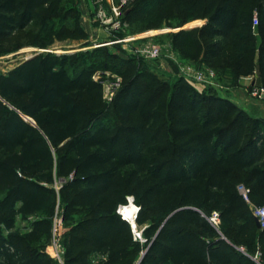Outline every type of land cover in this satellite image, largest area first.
Instances as JSON below:
<instances>
[{
    "label": "trees",
    "instance_id": "1",
    "mask_svg": "<svg viewBox=\"0 0 264 264\" xmlns=\"http://www.w3.org/2000/svg\"><path fill=\"white\" fill-rule=\"evenodd\" d=\"M61 1L0 0V55L17 32L44 29ZM162 11L184 24L206 20L186 33L203 64L236 80L257 72L264 87V0H175ZM140 61L107 56L104 72L124 66L110 105L83 55L39 53L0 75V264H58L40 247L53 240L57 211L72 224L60 242L64 264H128L145 251L140 264H244L245 244H257L264 264V228L250 205L264 206V122L184 80L165 106L170 84L148 79ZM130 197L137 230L149 224L145 243L118 213ZM18 218H33L29 231L15 230Z\"/></svg>",
    "mask_w": 264,
    "mask_h": 264
},
{
    "label": "rangeland",
    "instance_id": "2",
    "mask_svg": "<svg viewBox=\"0 0 264 264\" xmlns=\"http://www.w3.org/2000/svg\"><path fill=\"white\" fill-rule=\"evenodd\" d=\"M96 1L97 0H62L59 4L56 16L48 22L44 29L40 30L39 28L34 29L29 27L24 31L17 32L6 42V49L9 53L0 55V75L7 74L15 66L35 54L47 51H53L56 54L71 53L74 55H83L85 63L94 64V67L97 69V73L94 77L95 80L101 82L104 87H106L119 78L122 80V77H120L118 73L119 71H123L122 68L124 67L122 63L117 65L110 64L111 71L104 72V61L107 56L111 54L116 56L123 54L127 57L129 54L122 50L121 45H119L120 48L116 45L108 47L98 45H103L102 43L105 42L103 41L105 38L112 40L115 38L140 36L141 40L137 42L138 45L155 44L159 46L162 51L160 62L140 61L141 63H138L137 67L139 71L145 73L148 79L151 77V81H161L170 84V90L164 97L165 106L173 90L174 84L179 80H184L178 75H172L174 69H178V65L181 64H192L203 70L206 68L213 70L216 73V83L219 87H223L220 90L219 87L206 86L201 87L198 91L201 93H216L219 89L224 95L238 97L240 105L248 113L264 117V92H260V94L257 95L255 91V89H260L261 87L250 84V82H247L245 85H240V78L236 80V78L230 74L229 70L220 64H217V67L213 69L203 64L201 51L195 47V41L193 38L187 37L186 33L192 29L201 28L206 24V20L191 19L184 24L181 18L176 16L173 11H162V9H167L175 0H152L143 6H138L139 4H137V2H133L134 4L126 9V12L131 14L129 22L126 21L124 17L122 29L110 33L104 28H101L100 24L94 20L92 12L93 5H95L94 3ZM50 8V6H45L41 11L45 12ZM109 9V5L107 4V10ZM84 18H89L93 26L89 30L84 26ZM99 33L100 38L97 36ZM141 35H143V37ZM40 41H52L53 45H51L49 49L43 50L36 47V44ZM21 47L24 48L19 50ZM106 103L108 105L111 104L110 101H106ZM129 121H131V119ZM52 186L57 192H59L61 188L59 181L52 183ZM131 202L132 200H130L128 205L123 206L121 211L123 208L131 206L132 204H134L137 209L136 203ZM51 204L52 202L47 205L48 213L51 210ZM250 205L252 213L256 207H260L256 203ZM59 214L60 213L57 211L55 218L57 216L61 217ZM31 222L32 219L21 220L18 218L15 230L19 232L27 231ZM64 225H62V228L66 232L72 224L65 223ZM148 226L149 224H146L144 228L141 230L138 229L137 232L142 235L143 231ZM145 241L146 239L142 237V242L145 243ZM40 247L55 258L53 242H43ZM257 247L256 244V247L249 250L245 244L239 248V250H241V252L249 259V261H246L244 264H262L260 262L259 247ZM142 255L143 254L128 264H137ZM98 261L99 258H92L94 264H97Z\"/></svg>",
    "mask_w": 264,
    "mask_h": 264
},
{
    "label": "built area",
    "instance_id": "3",
    "mask_svg": "<svg viewBox=\"0 0 264 264\" xmlns=\"http://www.w3.org/2000/svg\"><path fill=\"white\" fill-rule=\"evenodd\" d=\"M135 0H97L93 5V16L95 22L99 23L101 28H104L108 32L119 31L123 27V19L127 14L126 9L134 2ZM107 4L109 5V10H107ZM96 6V8H95ZM258 15L254 16V26H258ZM141 37H125V38H115L107 42L102 43L103 45L98 46H108V45H121L122 50L129 54L130 58H135L144 62H157L161 61L162 51L159 46L155 44H146L138 45L137 42ZM96 46V47H98ZM47 51V50H46ZM48 52V51H47ZM177 75L184 79L195 89L199 87L214 86L219 87L216 83V73L211 69H200L194 65L181 64L178 65L176 69ZM97 81V80H96ZM122 80L119 78L111 84L104 87L105 100L112 102L116 93L121 88ZM255 85V84H254ZM104 86V85H103ZM257 95L260 92H264V88L255 89ZM238 190L241 195L245 198L247 202L249 200L250 189L245 185L241 184L238 186ZM132 198V197H131ZM131 198L128 200L130 201ZM140 211V208L137 207V215ZM119 214L125 220V216L122 214L121 209H119ZM253 215L260 222V227L264 228V206L256 207L253 211ZM210 222L214 225L220 223V214L214 212L210 218ZM63 220L62 217H56L54 221V231H53V245L55 248V258L59 263L64 264L63 261V250L60 245L62 234H63ZM135 239L142 241V235L138 232L135 234Z\"/></svg>",
    "mask_w": 264,
    "mask_h": 264
},
{
    "label": "crops",
    "instance_id": "4",
    "mask_svg": "<svg viewBox=\"0 0 264 264\" xmlns=\"http://www.w3.org/2000/svg\"><path fill=\"white\" fill-rule=\"evenodd\" d=\"M84 26H85V28H87L88 30L90 29V28H92L93 26H92V24H91V22H90V19L89 18H84ZM99 38H100V33L97 35ZM142 37H143V35H141ZM138 37H140V36H138ZM99 40V39H98ZM109 40H111V39H108V38H105L103 41H105V42H107V41H109ZM108 46H114V45H108ZM108 46H105V47H108ZM54 53V52H53ZM119 57H121L123 60H127L128 58L127 57H129V56H124L123 54H121V55H119ZM256 61H257V59H256ZM19 65V64H18ZM17 65V66H18ZM16 67V66H15ZM14 67V68H15ZM255 74V75H254ZM253 75H250V76H246V77H241L240 78V81H239V83H240V85H245V84H247V82H250V84H255V85H258L259 87H262L261 85H259L258 84V76H257V72H255ZM172 75L173 76H177V71L174 69V72L172 73ZM200 88L201 87H199V89H197V91L198 90H200ZM220 88V90L223 88V87H219ZM262 88H264V87H262ZM219 89L217 90V92L216 93H213V94H215V95H218V96H220V97H222V98H226V99H229L230 101H232L233 103H235V104H237L238 106H240L241 108H242V106L240 105V100H239V98L237 97H232V96H227V95H224V93H222V91H220ZM198 92H200V91H198ZM201 93V92H200ZM207 93V92H206ZM207 94H209V93H207ZM242 109H244V108H242ZM26 117V116H25ZM257 117V116H256ZM29 118V117H28ZM31 119V118H30ZM134 202H135V200H134ZM138 207V206H137ZM35 218H40V216H35ZM32 221H33V218H32ZM30 230V227L28 228V230L27 231H29ZM27 231H24V232H22V233H25V232H27Z\"/></svg>",
    "mask_w": 264,
    "mask_h": 264
},
{
    "label": "water",
    "instance_id": "5",
    "mask_svg": "<svg viewBox=\"0 0 264 264\" xmlns=\"http://www.w3.org/2000/svg\"><path fill=\"white\" fill-rule=\"evenodd\" d=\"M37 55H38V54H35V55H33V56H30V57H28L25 61H28V60L34 58V57L37 56ZM25 61H24V62H25ZM23 118H24L27 122H29V123H31L32 125L36 126V123H35L32 119H30V118H28V117H25V116H23ZM256 118H257L258 120L264 122V117L257 116ZM131 200L134 202V200H135L134 197H132ZM129 202H130V201H129ZM122 207H123V206H120L119 209H121ZM118 213H119V212H118ZM175 213H176V212H174L173 214H171L170 217L173 216ZM137 216H138V215H136V217H135V221H134L135 223H134V224H132L128 219H125V220H126L127 222H129V224L131 225L134 234L137 232V228H136V226H137V224H136ZM170 217H169V218H170ZM169 218H168V219H169ZM255 220H256V224H257L258 228H261V227H260V222H259V220H258V219H255ZM146 253H147V251H145V252L143 253V255H142L140 261L138 262V264H140V263L142 262V260H143L144 256L146 255Z\"/></svg>",
    "mask_w": 264,
    "mask_h": 264
},
{
    "label": "bare ground",
    "instance_id": "6",
    "mask_svg": "<svg viewBox=\"0 0 264 264\" xmlns=\"http://www.w3.org/2000/svg\"><path fill=\"white\" fill-rule=\"evenodd\" d=\"M50 52H53V51H50ZM131 203H130V205H131ZM121 212L125 216V218L128 219L132 224L135 223L134 221H135V217L137 214V209L134 206V204H132L131 206H127V207L123 208ZM136 228H137V226H136Z\"/></svg>",
    "mask_w": 264,
    "mask_h": 264
}]
</instances>
